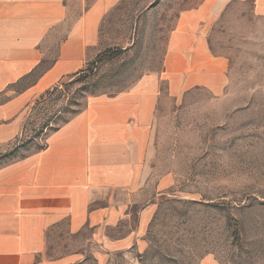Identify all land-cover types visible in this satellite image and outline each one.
Instances as JSON below:
<instances>
[{
    "label": "rangeland",
    "instance_id": "1",
    "mask_svg": "<svg viewBox=\"0 0 264 264\" xmlns=\"http://www.w3.org/2000/svg\"><path fill=\"white\" fill-rule=\"evenodd\" d=\"M187 1H121L103 28L108 48L16 116L13 135L0 142V168L44 149L89 97L114 95L159 69L173 14ZM251 1L232 0L209 31L211 52L227 61L221 93L195 88L171 97L161 86L147 187L132 199L117 197V221L76 233L54 226L36 262L71 256V264H264V18L251 13ZM48 52L55 57L56 46ZM40 65L28 84L50 63ZM147 204L152 215L139 244L114 247L137 230Z\"/></svg>",
    "mask_w": 264,
    "mask_h": 264
},
{
    "label": "crops",
    "instance_id": "2",
    "mask_svg": "<svg viewBox=\"0 0 264 264\" xmlns=\"http://www.w3.org/2000/svg\"><path fill=\"white\" fill-rule=\"evenodd\" d=\"M121 1L0 0V142L13 135L16 116L40 92L108 48L103 28ZM231 1L188 0L173 14L159 69L124 91L89 97L44 149L0 168V264H71V256L35 261L45 252L47 232L60 223L76 233L86 224L117 221V197L132 199L147 187L161 86L171 97L195 88L219 94L225 87L227 61L211 52L208 35ZM251 13L264 18V0H252ZM53 46L55 57L48 54ZM45 62L50 66L28 84ZM145 206L137 230L114 247L135 244L152 215Z\"/></svg>",
    "mask_w": 264,
    "mask_h": 264
}]
</instances>
